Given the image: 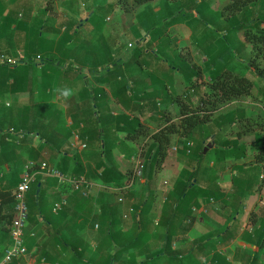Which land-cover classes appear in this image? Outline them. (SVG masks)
<instances>
[{"label": "trees", "instance_id": "16d2710c", "mask_svg": "<svg viewBox=\"0 0 264 264\" xmlns=\"http://www.w3.org/2000/svg\"><path fill=\"white\" fill-rule=\"evenodd\" d=\"M150 1L152 0H117V3L124 10L129 11L135 5L141 6ZM183 2V6L187 10H180V13H185L178 17L174 16L170 20V22H174L172 24L175 22L186 23L185 19L187 24H190L188 19L191 15L187 11L193 15L194 11L200 14V7L205 4V0H183ZM108 8H112V6L106 4L97 7L84 25H80L72 33L65 32L59 40L58 29L49 27L51 20L50 17H47L41 27H37V29L33 27L28 31L27 39L22 47L15 43L14 38V33L21 28L19 22H15L14 29L0 27V55H15L20 52L26 58L25 61L23 59L22 64L13 67L0 63V95L7 90L15 91L21 83L20 79L27 76L45 74L46 71L54 75L53 68H55V77L58 72L62 71L78 75L77 81H83L81 93L85 92V95L82 97L89 109L85 118L81 120V138L87 146L83 153L86 158L91 155L92 159L83 161L77 156L71 157L67 153H59L56 159L51 160L53 167L69 178L84 175L89 181L97 180L104 185L123 189L131 183L135 174L133 171L123 174L119 170L116 150L119 148L123 151L122 145L125 144L127 147L125 156L131 158L136 152V147L126 144V140L135 141L145 135V124L148 123V121L145 123L141 121L136 111L141 113V110L148 104L155 111V115L153 114L151 118L156 124L164 125L171 118L166 115L156 116L158 103L153 92L144 90L141 93L138 82L133 79L134 75L144 72L143 68L148 66L146 64L147 57L155 53L152 52L154 51L153 40L163 38L165 34L171 33L168 31V27L148 29L152 39L147 46L134 47V58L117 61L116 53L110 48L111 45L101 39L102 37L96 36L100 32L99 28H102L99 27L100 23H105L107 19L105 13ZM1 11L4 13V10ZM222 15H226L227 23L224 24L227 32L224 35L226 40L222 44L218 42L215 44V39L213 40L209 35L199 38L195 33L199 27H189L192 31V44L200 48L202 50L200 52L207 56V71L211 76L210 91L200 96L196 105L192 102V94L188 93L184 97L176 96L174 100L181 103V112L186 114L180 126L174 123L168 124L151 136L152 141L146 154L147 160H145L143 171V175L147 178V184L141 188L149 189V194L142 195V202L136 208L138 211L135 214L136 234L131 236L130 232L124 231V225L118 219L117 212L113 208L108 209V214L112 219H109L105 229L102 228L103 243L98 244L95 256L87 260L85 264H165V261H167L166 264H206L204 256L210 255L212 264H234V260L229 259V251H223L220 248H227L231 242L230 239L235 236L236 222L231 227L226 226L215 241L208 239L205 242H197V247H182L183 243L188 242L187 238H184L189 231L185 222L187 219L193 218L196 208L213 203L216 210H219V206L231 211L234 196L226 194L219 183L221 172L229 164L233 165L234 171L231 179L233 189L241 192L243 199L258 192L264 182V116L249 117L241 107H228L220 112L209 125L211 113H207L217 110L233 100L252 95L255 79L247 74L238 73L230 67L231 59L238 52L237 47L242 53V49L249 46L251 56L248 60V67L254 68L255 74L264 72V0H230L223 7ZM97 18L100 21H96ZM3 22L9 26L14 21L10 20V16H4ZM84 28H88L87 34L80 31ZM140 29L130 28L133 35L139 38L142 36ZM97 43L106 47L107 57L104 61L98 60L100 49L93 45ZM128 45L131 46L130 40L125 46ZM175 46L172 47L168 43L165 49L160 47L161 50L156 52V56L162 59L163 55L170 62L166 68L167 73L179 71L185 77L189 89H195L203 68L197 65L190 56L187 60L185 57L187 55L182 52L181 47ZM146 48H149L151 54L144 53ZM85 51L86 56L90 58V72L100 75L99 68L105 71L100 77L96 76L95 80V83L102 87L87 81L81 75V70L76 69L71 72L69 64L66 65L67 59L71 57L81 65L79 60ZM38 54H41L42 62L35 63L33 56L36 57ZM54 57L55 59H52ZM11 80L13 82L10 84ZM105 85L109 86L111 93L105 90ZM258 94L259 96L261 94V100L264 102L263 84L258 86ZM113 100L129 107L127 109L130 110V114H114L111 106ZM4 101V98L0 97V108L7 106ZM9 105L15 106L10 103ZM200 105H203V108ZM200 108L204 111L203 114L198 113ZM11 122L13 125L10 128L14 133L22 129L29 130L27 125H18L15 118ZM245 125L248 130H256L253 143L229 139L235 128ZM5 128H7L6 125L0 122V129ZM10 128L7 134H11L9 133ZM119 132H126L125 141H120L118 137H115ZM175 132H181L185 136L186 142H182L176 150V153L185 159V163L173 182L172 190L166 197L158 222H155L157 217L153 211L155 193L151 191V182L173 150L172 134ZM210 140L212 142L209 144ZM188 141L193 145L188 146ZM45 144L43 149L55 150V144H52L49 138L46 139ZM42 163L44 162L36 161L35 168H41ZM47 164L49 165V163ZM50 166L52 167V165ZM21 178L22 176L18 179L16 187ZM69 183L67 179L63 180L56 176L37 175L36 181L26 197L27 204L29 197L33 199V206L28 205L27 227L29 231L25 232V244L28 250L41 247L40 218L43 217L48 224L52 223L47 219L41 204L42 196L45 193L44 189H55L57 186L59 188L62 186L61 189H69ZM2 189L5 188L2 187ZM2 192L0 197L4 196ZM12 200L14 203L10 207H3L5 202H3V206H0V259L5 256L12 244V221L16 206L14 193ZM8 202L11 201L8 200ZM53 210L54 212L58 210L57 204L54 205ZM234 211L237 214L238 211ZM58 213L61 212L58 211ZM27 227L26 229H28ZM254 236H257L255 242L257 249L254 250L249 261L243 264H264V220L260 226H254L251 232L245 231L241 238L252 242ZM177 242L180 243L178 247L175 246ZM63 245L67 246L66 248L72 246L75 257L62 259L61 254L63 253L53 254L50 249L46 250L45 247H41V259L44 258L51 263L59 264H75L76 260L82 259L83 251L79 250V246L75 247L68 240H65ZM197 249L200 251L199 254H197ZM21 263L22 257L17 256L12 258L8 264Z\"/></svg>", "mask_w": 264, "mask_h": 264}, {"label": "crops", "instance_id": "0c3cea01", "mask_svg": "<svg viewBox=\"0 0 264 264\" xmlns=\"http://www.w3.org/2000/svg\"><path fill=\"white\" fill-rule=\"evenodd\" d=\"M5 3L7 8L16 7L19 12L23 13V15L18 13L22 15V20H19L17 17L20 15L17 16L15 13L8 12L5 15L10 16V20L14 21L10 23L12 24L11 26L9 24V27H12V29L16 27L15 22L20 23L21 28L14 33V38L15 43L22 47L27 39L28 31L33 27L35 29L41 27L46 19H41L40 17L52 16L54 18L53 21H50L49 27L58 29L59 40L65 32L70 31L72 33L77 27L84 25L95 9L99 6L106 5L108 0H5ZM147 6L151 7V4ZM144 9H141L139 12ZM161 9V6L157 5L151 7L149 12L153 16L155 13L160 12ZM55 15L57 17L56 19ZM36 18L37 20L35 21ZM34 22L36 25L32 26ZM175 25L168 27V31L171 33L174 28L178 31L177 35L172 36L177 39V45L183 42L181 37H179L180 32L181 35H187L188 33L185 39H191L192 31L190 28L175 27ZM146 26L130 27L136 29L141 28L142 36L140 38L137 37V41L144 47L152 39L151 34L148 32V29L152 27ZM120 29L122 28L110 27V30L113 31L110 34L116 40L114 42H108L112 47H115L113 48V51L116 53L115 57L117 61L121 62L127 56L122 51L119 52V48L122 46L121 41H119L121 35L118 33V31L121 33ZM145 33H148L149 36L144 37L143 35ZM165 37L170 38L171 34H165ZM93 45L98 46L100 49L98 60H106L107 51L105 45L102 47L99 43ZM152 45L154 47V51L152 52L155 53H153V56L147 57L146 64L148 66L143 68L146 73H138L132 78L138 82L141 93L144 90L153 92V96L158 103L156 106L158 110L156 116L162 117L166 115L171 118L164 125L156 124L151 118L153 114L155 115V111L147 104L141 110V113L136 111L141 121L144 123L148 121L145 124V135H142L135 141L126 140V132H119L115 135L120 141L126 140V144L136 147V152L131 158L125 156V151L127 150L125 144L122 145L123 151L119 148L116 150L119 170L123 174L126 172H134L136 167L135 159L137 157L141 159L143 164L145 163V160H147L146 154L152 141L151 136L154 133H157L168 124L174 123L180 126L186 114H182L181 112V103L178 100H174L176 96L184 97L188 93L192 94V102L196 105L198 104L199 97L205 92L210 91L211 76L206 75L207 69L204 68L207 61L206 57V59L203 58L202 60H198L197 58L193 60L203 68V72L196 88L190 90L185 77L179 71L167 73L168 61L156 56V52L161 50L160 47L165 49L168 46L165 38L154 39ZM185 49L188 52V49ZM185 49L182 52H185ZM147 51L149 52L150 50L148 49ZM241 54L243 57H240V60L247 66V68L246 66L244 67L246 70L243 73L249 76L254 75L256 70L252 67L249 68L247 61L251 56L250 50L242 49ZM67 60L74 62L77 66L79 65L73 57ZM79 63L84 69L81 70V75L95 86H101L95 83L96 76L100 77L105 71L99 68L100 75L90 72V58L86 56V51L80 57ZM257 73L254 77L259 78L260 85H264V72ZM78 77L74 73L55 77V75L46 71L45 74H33L20 79L21 83L19 82L20 84L15 91L7 90L0 95L7 104V106L0 108V122L7 127L3 130L0 129V193L1 191L4 193V196L0 197V206H3V202L6 203L3 207H10L14 203L12 195L15 192L17 181L22 176L24 167L28 162L32 161L35 163L36 161H42L46 164L49 163L47 165H52L53 167L51 160L53 158L56 159L59 153H67L71 157L77 156L83 161L92 159L91 155L86 158L83 153L87 146L83 148V143L85 142L81 138L80 133L81 120L85 118V114L88 113L89 109L85 105L84 98L82 97V95H85V92L84 94L81 93L83 81H77ZM12 82L11 80L9 83L11 84ZM104 88L108 93H111L109 86L105 85ZM261 98L262 96L260 94L258 98L259 103L251 100V98L245 100L236 99L232 101L233 107L231 108L241 107L249 117L264 116V102ZM9 103L15 106H10ZM111 106L113 113L116 115L130 114V110L127 109L129 107L123 106L117 100H113ZM200 107L203 108V105H200ZM202 108H200V112L198 113H204ZM225 108L223 106L217 110L208 111L207 113H211V121L208 124L211 125L212 121ZM47 109L49 110L47 111ZM13 118H15L18 125H27L29 130L22 129L16 133L10 130L9 133L11 134H7L10 126L13 125V122H11ZM18 132L21 134L19 135ZM255 133L256 130H248L246 125L243 127L239 126L234 129V133L230 134L229 139H238L240 142L247 141L251 144L254 142ZM47 138L50 139L52 144H55V150L43 149V146L46 145ZM172 142L174 145L173 150L165 159L162 168L157 171L155 179L151 182V191L155 193L153 208V211L157 214L155 222H158L166 197L172 190L173 182L185 163L184 159L176 153L177 147L182 142H186L185 136L181 132H175L172 134ZM209 142L212 141L210 140ZM161 173H163L162 176ZM233 173L234 171L232 172V176ZM143 174L142 176H134L129 187L126 186L123 189L104 185L97 180L89 181L88 189H72L71 183H69V189H61L62 186L60 188L57 186L55 189H44L45 193L42 196L41 204L47 219L51 220L52 223L48 224L43 217L40 218V236H42L40 238V246L45 247L46 250L50 249L53 254L63 253L61 254L62 259H72L75 257L72 252V246L66 248L67 246L65 247L63 245L65 240L71 241L75 247L79 246V250L83 251L82 259L76 260L75 264H85L87 260L95 256L98 244L103 243V236L101 237L102 228L105 229L104 227L109 223V219H112L111 215L108 214V209L111 208L117 212L118 219L124 225V231L131 233V229L127 226V223L132 224V226L136 225L135 214L138 213L136 208L142 202V195L146 196L149 194V189H141L147 184V178ZM2 187L5 189H2ZM223 191L229 196H234V204L231 211H228L227 214L224 213L227 217H220L219 214L214 213L210 219H206L205 214H207L209 207L213 206V203L196 208L193 218L187 219L185 222L189 231L184 238H187L188 242L183 243L182 247H197V242H205L208 239L213 240L212 236L202 240H199V237L205 233H210L217 226L231 227L236 222V228L234 229L235 236L230 239L231 242L227 248L221 247L220 250H228L230 254L229 259H233L234 264H243L249 261L252 253L257 249L255 248L257 236L252 238V242H247L241 238V235L245 231L251 232L254 226H260L262 224L264 220V189H260L258 192L244 199L241 192L239 193L235 189H223ZM120 197H123L124 201H119ZM8 200L11 202H8ZM64 200L65 202L63 203ZM55 204H60V207L54 212L53 207ZM28 205L33 206V199L31 197L28 198ZM234 210L238 211L237 214H235ZM58 211L61 213H58ZM26 230L29 231V228ZM136 232L137 229L134 228V234ZM216 235L215 233L214 237ZM178 245L180 243L177 242L175 246L178 247ZM41 247H35L28 250L27 254L20 256L22 257L21 264H59L51 263L44 258L41 259ZM196 251L199 254L200 251L198 249ZM205 259L207 258L205 257Z\"/></svg>", "mask_w": 264, "mask_h": 264}, {"label": "rangeland", "instance_id": "374dc122", "mask_svg": "<svg viewBox=\"0 0 264 264\" xmlns=\"http://www.w3.org/2000/svg\"><path fill=\"white\" fill-rule=\"evenodd\" d=\"M230 0H205V4L203 6L200 7V14L197 13V11H194V15L193 13H190V11H187L188 14L191 15V17L188 19L190 24H187V20L185 19V22H175V24H172L174 22H170V20L176 16H181L182 14H184L185 12H181L180 10H187L183 4V0H152L147 4H143L141 6L139 5H135L132 9H130L129 11L124 10L118 3L117 0H108V5H111L112 8H108L106 10L107 17L108 19L105 21V23H100L99 27V33H97L96 36L102 37L101 39H104L105 42H107L108 44H110L109 42H114L116 39L110 34L111 32H113L112 30H110V27H121V33L118 31V33L121 35V38H119V41H121V48H119V52H123L127 57V59H132L135 57V53H133V48L135 47H141L142 45H140L138 43V39L136 36L133 35L132 31L130 30V27H144V25L150 26V27H156V28H164V27H171L173 25H175V27H187V29L189 27H199L197 31H195V33L199 36V38H202L204 36L209 35L210 37L213 38V40L215 39V44H217L216 42H218L219 44H222L225 42V37L224 35L227 33L226 29H225V25L226 23V15L223 16L222 15V10L223 7L229 2ZM5 0H0V27H9L7 25L4 24L3 22V18L4 16L8 13H15L18 15V13H21L23 15L22 12H19L16 7L10 8L7 6H5ZM151 4V7H155V6H161V10L158 13H155L153 16H151V12L150 9L151 7H148L147 5ZM117 6V7H116ZM145 8L144 10H142L141 12H139L141 9ZM121 9V10H120ZM1 10H4V13H2ZM121 11V12H120ZM143 11H145L141 16L140 13H142ZM164 12V13H161ZM55 13V12H54ZM180 13V15H179ZM22 15H20L19 20H22ZM12 16V15H11ZM135 16V17H133ZM41 19L47 18V17H40ZM56 15H55V19H56ZM37 20V18L35 19V21ZM50 20H54V18L51 16ZM96 21H100L99 18L96 19ZM169 21V22H167ZM225 24V25H224ZM36 25V23L34 22L32 24ZM146 26V27H147ZM82 33H88V28H84L80 30ZM146 32V31H145ZM178 31H176V28L173 29V31L171 32V37L167 38L164 36L165 40L170 44V46L172 47H176L175 45H177V39L175 37H172L173 35H177ZM204 34V35H203ZM188 35V33H187ZM187 35H181L180 32V36L182 39V44L177 45L179 48L181 47V49H185V53L187 56V60H189V56L192 58V60H194L195 58H197L198 60H202L203 58L206 59L207 56H205L202 52L200 48H197L194 44H192L193 39L191 41L190 38L185 39V36ZM144 37H148V33H145L143 35ZM131 43V46H125L127 45V43L129 42ZM109 41V42H108ZM176 44H174L173 42ZM233 44V43H232ZM102 47V46H101ZM144 47V46H142ZM249 46H245L243 49H249L251 50V48H248ZM111 49L115 48L114 46L110 47ZM149 48L144 49V53L145 54H151L150 51L148 52ZM238 52L237 54H235L234 58H232L231 62H230V67H232V69L236 72H245L246 69H244V67L246 66V64L244 62H242L240 60V57H243L242 54L239 52V47H237ZM246 51V50H245ZM251 52V51H250ZM20 55V52L18 54L12 55V56H18ZM153 56V54H151ZM149 55V56H151ZM144 56V54H143ZM148 56V55H147ZM35 56H33L34 58ZM206 57V58H205ZM163 60H166V58L162 55L161 57ZM250 58V57H249ZM249 58L247 59V61L249 60ZM52 59H55L52 58ZM170 63V62H168ZM68 65L69 68L72 69L71 72H73V70L75 71L76 69L79 70H84L82 66L80 65H76L74 62L67 60L66 61V65ZM73 64V65H72ZM205 69H207V65L205 64L204 66ZM247 68V66H246ZM54 70V75H55V68H53ZM212 69H214L212 67ZM72 74V73H71ZM62 75H68L67 73H63L62 72H58L57 76H62ZM206 75H210L209 71H206ZM56 76V77H57ZM251 77H253L255 79V86L253 88V94L252 95H248V96H243L242 100H245L247 98H251V100H254L255 102L259 103V94H258V86L260 85V80L259 78L254 77V75H250ZM60 79V78H59ZM262 80V79H261ZM257 94V96H256ZM239 100V99H237ZM241 100V101H242ZM225 107H233V102H230L228 104H226L224 106ZM49 109H47L48 111ZM211 142H209L210 144ZM250 160V159H249ZM185 162V159H184ZM233 165L229 164V166L226 167V169L221 172L220 177H219V183L220 185L224 188V189H233V185L231 182V177H232V172H233ZM165 174V173H164ZM163 175V173H161V176ZM261 189H264V182L263 185L261 186ZM213 201V199H212ZM219 210H216V208H214V206L209 207L207 214L206 215V219H210L211 215L214 213L219 214L220 217H227L226 215H224V213H228V210L226 208L223 207H219ZM241 212V211H240ZM231 214V213H230ZM127 226L131 229V233L130 235L133 236L134 234V228H136V226H132V224L127 223ZM225 227V226H224ZM222 226H217V228H214L213 230H211L210 233H205L204 235L199 237V240L205 239L206 237H211L213 238V240L218 239V235L221 233V229L223 230ZM221 228V229H220ZM236 228V227H234ZM215 233L217 234L215 237ZM202 234V233H201ZM207 239V238H206ZM192 248V247H190ZM196 253V251H194ZM213 256V255H212ZM206 257L208 260L212 261V257L210 256H204ZM203 257V258H204ZM205 260V258H204ZM167 263V261H165V264Z\"/></svg>", "mask_w": 264, "mask_h": 264}, {"label": "built area", "instance_id": "2783aa9c", "mask_svg": "<svg viewBox=\"0 0 264 264\" xmlns=\"http://www.w3.org/2000/svg\"><path fill=\"white\" fill-rule=\"evenodd\" d=\"M25 61V56L23 53H20L18 56H12L7 54H1L0 55V63L8 64L11 67L17 64H22ZM33 61L35 63L42 62V56L39 54L35 58H33ZM13 132V129H11ZM20 135L21 133L18 132ZM188 146H192V142H187ZM86 147V143H83V148ZM136 167L134 170V176H142L144 171V164L142 163L141 159L138 157L135 159ZM34 162L30 161L27 163L24 172L22 174L21 181L19 182L18 186L15 189L14 196L16 200V206H15V215L13 217L12 221V244L8 248V250L5 253V256L0 259V264H8L12 258L17 256H22L27 254L28 248L25 244V231L28 224V215H29V208L27 204V194L30 192L33 184L36 181V177L39 174L47 175V176H56L63 180H68L71 184L73 189H82V188H88L90 182L89 180L84 176L80 177H73L69 178L63 173H61L59 170H57L54 167L48 166L46 163H42L41 168H35ZM129 187V185H127ZM119 201H124L123 197L119 198ZM65 200L63 201V203ZM60 207V204H57V208ZM204 262L206 264H212L211 260L205 259Z\"/></svg>", "mask_w": 264, "mask_h": 264}]
</instances>
